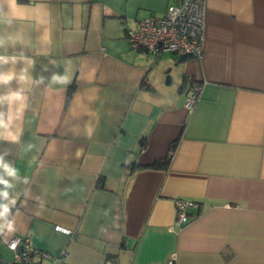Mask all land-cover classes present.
<instances>
[{
	"label": "crops",
	"instance_id": "0c3cea01",
	"mask_svg": "<svg viewBox=\"0 0 264 264\" xmlns=\"http://www.w3.org/2000/svg\"><path fill=\"white\" fill-rule=\"evenodd\" d=\"M174 1L17 0L27 18L0 23V54L33 62L0 65L31 78L0 85L24 88L29 105L19 141L0 139L19 170L5 177L18 198L0 220L14 222L1 260L21 236L53 256L40 264H264V0H205L200 57L131 49L126 30ZM189 82L200 86L192 111ZM174 142L167 168L149 167ZM178 198L197 203L182 227Z\"/></svg>",
	"mask_w": 264,
	"mask_h": 264
},
{
	"label": "built area",
	"instance_id": "2783aa9c",
	"mask_svg": "<svg viewBox=\"0 0 264 264\" xmlns=\"http://www.w3.org/2000/svg\"><path fill=\"white\" fill-rule=\"evenodd\" d=\"M205 0H175L167 6L164 13L139 18L134 28L126 30L131 49L150 54L153 59L170 53L178 57H200L204 42ZM200 86L189 82L184 105L192 111L199 96ZM176 221L182 227L191 215L197 203L187 199H175ZM54 230L68 236L73 232L67 227L55 225ZM12 251L13 259L0 264H40L44 260H54L49 253L38 249L28 237L14 236L6 242ZM167 264H174L169 259Z\"/></svg>",
	"mask_w": 264,
	"mask_h": 264
},
{
	"label": "clouds",
	"instance_id": "9594fccd",
	"mask_svg": "<svg viewBox=\"0 0 264 264\" xmlns=\"http://www.w3.org/2000/svg\"><path fill=\"white\" fill-rule=\"evenodd\" d=\"M5 6L7 11H4ZM21 7L17 4V0H0V23L11 24L13 21L21 18L16 13V9ZM7 18V19H5ZM20 38L17 36H9L8 39L13 43L16 39ZM5 44V38L0 36V47H3ZM18 60H23L25 63L30 66L33 62L23 56L17 55H6L0 54V65L3 64H12L15 65ZM28 75V67L23 68L20 72H17L15 68H11L6 72H0V85H9L10 82L16 80L18 85L21 82L27 83L30 80ZM69 81L68 76H58L53 75L52 82H59L61 84H66ZM39 82H43V78ZM28 97L24 88L17 87L15 90H9L6 93L0 94V139H10L12 142H18L20 137L14 131V126L17 121L21 120L25 110L29 107ZM8 106V110H4V106ZM36 146L34 144H27L24 151L31 152ZM4 155L6 153L0 154V201H7V203H0V220H4L7 216L12 214V208L16 204L18 194L10 196L9 189H12L14 185L10 182L9 179L5 177L15 179L19 175V170L9 162L4 160ZM23 183L28 184V177H23ZM14 222L13 220H8L6 224L0 225V232L13 231Z\"/></svg>",
	"mask_w": 264,
	"mask_h": 264
},
{
	"label": "trees",
	"instance_id": "16d2710c",
	"mask_svg": "<svg viewBox=\"0 0 264 264\" xmlns=\"http://www.w3.org/2000/svg\"><path fill=\"white\" fill-rule=\"evenodd\" d=\"M176 58H179L178 60L185 59V57H178V56ZM184 80L186 82V78ZM142 145L145 146L144 140L142 141ZM175 146H176V142H174L171 145L170 152H169V157L165 158L164 160L156 161L154 164H152L149 167H151V168H163V169L167 168V166H168V164L170 162V156L173 153V151L175 149ZM104 182H105L104 177H101L99 179V184H98L99 188H103V189L105 188Z\"/></svg>",
	"mask_w": 264,
	"mask_h": 264
},
{
	"label": "rangeland",
	"instance_id": "374dc122",
	"mask_svg": "<svg viewBox=\"0 0 264 264\" xmlns=\"http://www.w3.org/2000/svg\"><path fill=\"white\" fill-rule=\"evenodd\" d=\"M175 58V56L174 55H172V54H170V53H166V54H164V59L165 60H169V61H171V60H173ZM159 61V60H158ZM170 68V69H169ZM171 68H172V70H171ZM176 68V66H174V65H172L171 67H167V69H166V74H165V79H166V77L167 76H169L170 77V79H171V77H172V79L174 80L175 79V77H174V75H175V73H174V69ZM174 82V81H173Z\"/></svg>",
	"mask_w": 264,
	"mask_h": 264
},
{
	"label": "water",
	"instance_id": "95a60500",
	"mask_svg": "<svg viewBox=\"0 0 264 264\" xmlns=\"http://www.w3.org/2000/svg\"><path fill=\"white\" fill-rule=\"evenodd\" d=\"M166 83L169 84L170 83V79L169 76L166 77Z\"/></svg>",
	"mask_w": 264,
	"mask_h": 264
}]
</instances>
